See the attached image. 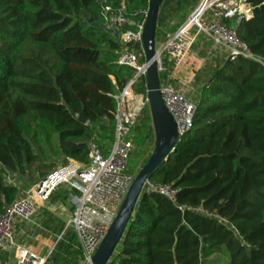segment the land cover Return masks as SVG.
<instances>
[{
    "label": "trees",
    "instance_id": "1",
    "mask_svg": "<svg viewBox=\"0 0 264 264\" xmlns=\"http://www.w3.org/2000/svg\"><path fill=\"white\" fill-rule=\"evenodd\" d=\"M263 1L247 0L252 16L236 29L239 41L262 60ZM198 2L163 0L154 43L172 34ZM146 5L147 0H0V215L19 192L45 178L58 158L86 165L91 143L107 152L114 133L112 95L134 76L116 63L117 51L125 47L139 54L140 63L144 59L140 44H120L105 32L106 22L120 12L128 23L119 32L133 31ZM160 68L162 84L170 71L164 54ZM192 84L191 127L147 178L173 191L175 201L144 188L107 264H264V69L236 57L200 71ZM132 91L145 96L142 77ZM80 112L84 124L71 115ZM129 138L126 172L134 175L153 146L146 106ZM68 195L59 187L47 201L64 204ZM183 207H201L209 215ZM37 211V223L14 222L15 229L28 239L44 231L54 240L61 234L46 264H78L72 229L62 232L64 222ZM9 258L0 251V264Z\"/></svg>",
    "mask_w": 264,
    "mask_h": 264
},
{
    "label": "built area",
    "instance_id": "2",
    "mask_svg": "<svg viewBox=\"0 0 264 264\" xmlns=\"http://www.w3.org/2000/svg\"><path fill=\"white\" fill-rule=\"evenodd\" d=\"M251 16L252 8L247 0H199L184 22L156 48L159 51L158 72L161 70L160 55L164 54L170 63L167 81L159 84V93L179 135L191 127L193 104L186 93L202 67L211 65L214 68L222 61L231 62L236 57H242L258 63L264 69V60L254 57L236 34L238 24ZM127 23L119 12L107 19L106 29H116L122 45L140 44L143 22L135 24L133 31L119 32V28ZM200 37L209 43V47H205L203 57L198 58L191 50L201 40ZM116 63L133 69L134 76L118 93L112 95L115 107L111 146L104 154L96 144L91 143L86 165L66 159L40 182L19 192L18 198L0 215V251L10 254V264H46L61 234L44 250L45 231L36 238L33 236L38 240L34 246H25L13 240L12 226L14 222L27 223L59 187L67 189L68 201L73 207L62 232L67 228L74 232L81 252L78 264L89 263L113 221L134 176L126 172L132 149L129 138L131 129L146 106L145 96L132 91L136 76L143 74L144 62H139V54L123 47L117 51ZM4 179L8 184L13 182L8 176ZM144 188L147 192L156 190L171 203L175 201L173 191L166 186L156 187L146 181ZM183 208L209 215L201 207Z\"/></svg>",
    "mask_w": 264,
    "mask_h": 264
},
{
    "label": "water",
    "instance_id": "3",
    "mask_svg": "<svg viewBox=\"0 0 264 264\" xmlns=\"http://www.w3.org/2000/svg\"><path fill=\"white\" fill-rule=\"evenodd\" d=\"M163 0H147L146 11L142 23L140 48L144 59L142 77L145 87L146 108L149 114L153 134L152 150L146 162L134 174L123 201L101 239L88 264H107L126 229L133 213L138 198L143 190L144 183L151 173L173 152L181 135L178 134L176 125L166 111L159 93L157 78L158 49L155 48L154 34L156 16ZM113 37L117 36L116 29H105ZM72 117L80 124L85 123L82 112L71 113ZM71 264H77L72 262Z\"/></svg>",
    "mask_w": 264,
    "mask_h": 264
},
{
    "label": "rangeland",
    "instance_id": "4",
    "mask_svg": "<svg viewBox=\"0 0 264 264\" xmlns=\"http://www.w3.org/2000/svg\"><path fill=\"white\" fill-rule=\"evenodd\" d=\"M191 13V12H190ZM188 12V14H190ZM198 41V44L197 45H194L192 47V50L191 52L198 58H201L203 57L204 55V52H205V47H209V43L207 41H205L204 38L200 37ZM162 43V42H160ZM160 43H155V48H158V46L160 45ZM158 61H157V65H158ZM204 69H207V70H210L212 69V66L211 65H205L204 67H202V69L200 71H203ZM200 73V72H199ZM199 73L197 75H199ZM193 89H194V86L193 84H191L190 86V89L188 90V93H186V96L187 98L191 99L194 95V92H193ZM135 154L134 152L131 153V157H133ZM65 162V160L61 159V158H58L55 162V165H54V168L58 165H61ZM137 168V167H136ZM135 168V169H136ZM16 182L19 183V185L22 187L23 186V183H21L19 180H15ZM14 182V183H16ZM32 187L29 186L28 188ZM27 188V189H28ZM26 189V190H27ZM70 202L67 201L66 203L64 204H60V203H54L53 201H46L45 203H43L38 209H44L45 211H47L48 213H50V215H52L53 217L57 218V219H60L62 222H64V225H65V222L67 221V219L69 218V215H70V211H69V206H70ZM37 212H35V214L32 216V218L27 222V223H24L27 227H30L32 226L33 224L37 223L38 219H39V216L37 215ZM38 234L34 235L37 236ZM12 236H13V240L16 242V244H19V245H25V246H34L38 240H35L34 237H31V238H26V236L21 233L19 230H16L14 225L12 226ZM58 236L55 237V239L57 238ZM44 239L46 240L44 242V246L42 247V249L44 250H47L48 247H50L53 242H54V238L51 237V236H45ZM10 259V258H9ZM10 260H9V264H10Z\"/></svg>",
    "mask_w": 264,
    "mask_h": 264
},
{
    "label": "crops",
    "instance_id": "5",
    "mask_svg": "<svg viewBox=\"0 0 264 264\" xmlns=\"http://www.w3.org/2000/svg\"><path fill=\"white\" fill-rule=\"evenodd\" d=\"M70 216V215H69Z\"/></svg>",
    "mask_w": 264,
    "mask_h": 264
}]
</instances>
